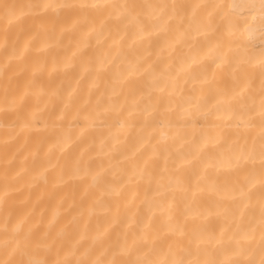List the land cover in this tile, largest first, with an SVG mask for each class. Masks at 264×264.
<instances>
[{"label": "bare ground", "instance_id": "bare-ground-1", "mask_svg": "<svg viewBox=\"0 0 264 264\" xmlns=\"http://www.w3.org/2000/svg\"><path fill=\"white\" fill-rule=\"evenodd\" d=\"M0 264H264V0H0Z\"/></svg>", "mask_w": 264, "mask_h": 264}]
</instances>
